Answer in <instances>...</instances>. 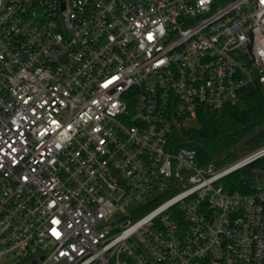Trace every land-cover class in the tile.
<instances>
[{
	"label": "built area",
	"instance_id": "2783aa9c",
	"mask_svg": "<svg viewBox=\"0 0 264 264\" xmlns=\"http://www.w3.org/2000/svg\"><path fill=\"white\" fill-rule=\"evenodd\" d=\"M254 85L262 0H0V264H264V146L170 148Z\"/></svg>",
	"mask_w": 264,
	"mask_h": 264
},
{
	"label": "trees",
	"instance_id": "16d2710c",
	"mask_svg": "<svg viewBox=\"0 0 264 264\" xmlns=\"http://www.w3.org/2000/svg\"><path fill=\"white\" fill-rule=\"evenodd\" d=\"M192 125H178L170 135V148L193 150L200 164L222 167L237 160V151L253 152L264 146V94L258 85L247 86L235 104L220 112L203 110ZM264 170V155L226 175L225 191L248 193L254 171Z\"/></svg>",
	"mask_w": 264,
	"mask_h": 264
},
{
	"label": "rangeland",
	"instance_id": "374dc122",
	"mask_svg": "<svg viewBox=\"0 0 264 264\" xmlns=\"http://www.w3.org/2000/svg\"><path fill=\"white\" fill-rule=\"evenodd\" d=\"M183 124L184 125H192L193 124V122L192 121H184L183 122ZM250 152H247V153H244V152H242V151H237V160L239 159V158H241V157H243V156H245V155H247V154H249ZM236 161V160H235ZM234 162V161H233ZM232 163V162H231ZM230 164V163H229ZM226 165H228V164H226ZM225 165V166H226ZM222 167H224V166H222ZM217 168H220V167H217Z\"/></svg>",
	"mask_w": 264,
	"mask_h": 264
},
{
	"label": "snow or ice",
	"instance_id": "6c2138e0",
	"mask_svg": "<svg viewBox=\"0 0 264 264\" xmlns=\"http://www.w3.org/2000/svg\"><path fill=\"white\" fill-rule=\"evenodd\" d=\"M262 2H264V0H262Z\"/></svg>",
	"mask_w": 264,
	"mask_h": 264
},
{
	"label": "water",
	"instance_id": "95a60500",
	"mask_svg": "<svg viewBox=\"0 0 264 264\" xmlns=\"http://www.w3.org/2000/svg\"><path fill=\"white\" fill-rule=\"evenodd\" d=\"M261 170H263V168H261Z\"/></svg>",
	"mask_w": 264,
	"mask_h": 264
}]
</instances>
